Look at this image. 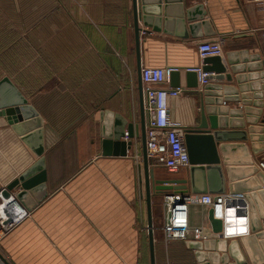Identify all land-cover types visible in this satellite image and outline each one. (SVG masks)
<instances>
[{"label":"crops","instance_id":"1","mask_svg":"<svg viewBox=\"0 0 264 264\" xmlns=\"http://www.w3.org/2000/svg\"><path fill=\"white\" fill-rule=\"evenodd\" d=\"M161 1L160 12L151 16L153 27L144 26L143 20L139 22L140 51L142 67H171L180 71V87L184 92L170 102L171 119L183 128L197 127L201 123L200 97L187 87L186 79L187 69L200 66V43L222 41L221 58L228 73L233 75L230 82H210L223 87L218 98L222 103L216 106L221 112L217 116L228 120V126L220 129L224 134L220 145L238 146L231 156L233 165L226 164L220 155L225 194L237 193L240 191L237 188L245 190L232 195L237 197V203L247 204L255 227L254 238L210 237L206 245L203 243V251L214 253L216 260L228 258L232 262V252L248 264H264V141L258 136L250 138L249 131L250 126L264 122V109L261 115L259 108L240 98L245 95L254 101L252 95L264 94V79L255 81L259 91L247 88V92L240 91L239 87H247L252 81L239 84L236 79L252 73L264 74V0ZM199 5L203 6L204 20L208 21L206 29L199 30L201 33L209 31L211 35L203 33L195 38L189 34L187 37L186 12ZM12 7L14 12L24 13L22 27L24 31L27 29L26 41L29 42L31 29L38 28L37 41L32 40L31 44L37 48L33 53L46 65L39 70L37 93L32 96L21 91L43 121L48 196L30 212V217L0 241V264H136L138 261L127 260L123 253H137L146 246L150 256L148 231L144 235L132 224L138 221L132 204L142 202L144 190L140 185L143 145L140 139L135 141L128 157H104L101 144L103 111L119 113L129 122L140 123L132 0H14L12 4L10 0H0V11L10 12ZM25 13L37 14V20L33 17L31 25ZM30 16L28 14V18ZM229 60L236 63L241 74L233 73ZM214 75L211 73V77ZM166 87L176 88L171 82ZM202 90L197 88V91ZM4 120L0 118V191L38 159ZM244 161L250 164L243 165ZM230 167L234 175L246 177L230 179ZM155 171L157 176L164 172L161 168ZM186 171L181 178H185ZM219 183L215 176L211 185L215 188ZM84 184L93 198L101 197L97 203L121 205L122 214L108 210L100 219L113 220L117 216L124 222L118 227L127 229L129 225L132 229L135 226V230L130 234L124 231L111 235L106 231L107 225H103L97 234L95 230L100 227L91 215H87L91 224L83 231L77 225L63 227V220L70 215L64 217L59 211L64 189L70 188L75 197L78 185ZM19 191L15 189L11 194L17 195ZM189 195L202 194L190 192ZM207 213L201 206L192 205L191 226L204 224L209 228ZM75 219L77 216L72 215L68 220ZM154 240L156 264H199L197 258L194 259L196 251L187 242L166 243L163 229L160 233L154 231ZM159 244H163L161 261ZM218 245L219 251L218 247L211 250ZM111 252H118V257L110 259Z\"/></svg>","mask_w":264,"mask_h":264},{"label":"water","instance_id":"2","mask_svg":"<svg viewBox=\"0 0 264 264\" xmlns=\"http://www.w3.org/2000/svg\"><path fill=\"white\" fill-rule=\"evenodd\" d=\"M179 1L180 3L184 2V0ZM165 2L168 1L165 0ZM132 3L138 63L137 73L140 94V123L129 122L127 118L123 117L119 113L109 114L103 111L101 113L102 156L128 157V153L134 146L135 141L139 139L141 140L143 145V174L140 175V185L142 188L144 187L146 194L150 261L151 264H156L153 226V197L157 195L171 194L188 195L190 192L192 194H225V178L220 155H222L224 162L231 166L233 165V160L231 159L232 153L234 150L238 149V146L220 145V143L224 140V134H222L220 129H226L228 126V120L219 119L217 116L218 113L220 114L221 112V110L217 109L216 106L222 103V101L218 98L221 91H223V87L209 82L204 86L202 91H197V74L195 72L186 71L187 87L195 90L194 92L199 95L201 103V123L197 127L184 128L185 144L189 153L190 166L185 172V178H181L180 173L176 174L174 178H157L155 168L150 167L146 147V121L144 114L142 61L140 51V33L142 30L139 22L143 20L144 26L153 27L151 16L160 12V4H162V1L132 0ZM159 15L160 14H157V16ZM204 17L205 12L202 5H199L194 9H188L186 12V20L189 25L187 28L188 32L185 36L188 37L190 34L195 38H200L203 33L207 36L211 35L209 31L201 33L199 30V28L206 29V26L208 25V21L204 20ZM154 30L159 31L160 29L159 27H154ZM229 63L232 66V71L235 75L241 74L238 71L239 68L235 66V62L229 60ZM203 64L204 72L215 74L210 77V80H227L228 82L233 80V75L228 73L227 67H225L221 57L217 56L206 58L203 61ZM176 70L177 71H173L171 75L170 82L172 87H180L181 85L180 71L179 69ZM236 79L239 84L246 83L247 80L252 81V83L247 87L240 85V91L247 92V88H251L252 91H259V87H257L255 81L258 79L263 80L264 74H261L260 76L257 73H252L249 76L243 75L242 77H237ZM263 95L264 94L261 93H255L252 95L254 101L245 97V95H242L240 98L244 100V103H248L249 105H254L259 108V113L262 115L264 109ZM238 98L237 100H239ZM0 118H4L6 120L7 124L13 129L16 135H18L38 157V159L26 171H24L16 180L10 183L3 190V196L5 198H9L13 190L19 189L20 191L17 194V200L28 212H32L48 196V176L46 168L45 132L43 121L40 114L31 105L30 100L7 76L0 80ZM249 131L251 133L250 138L258 136L257 138L264 141V122L260 125L254 124L250 126ZM243 139L246 140L247 136L245 135ZM219 147H221L220 151H218ZM246 164L250 163L248 161H244L243 165ZM228 171L230 173V179L240 180L246 177L244 174L239 176L234 175L233 167H230ZM215 176L218 178L220 183L215 185L217 187L214 188L211 184L215 179ZM237 189L240 190L237 191V193L245 192L244 189ZM237 193L231 192V194ZM247 198L249 199V197ZM208 219L213 232L220 233L223 229V223L221 220L215 219L214 212L212 210L208 213ZM254 228L255 227L251 218V234L255 231ZM259 236L261 237V235ZM241 238L243 240H249L254 238V235L252 234L251 236L248 235ZM209 241L210 240H205L204 242H187L188 246L196 251V258L199 264H248L245 260H241L236 257L232 254V252L230 254L233 259L232 262L228 261V258H223L222 260L214 259V253H208L206 249L203 251V243L206 245ZM216 247H218L217 249L219 251V245L215 246V248L211 250H216Z\"/></svg>","mask_w":264,"mask_h":264},{"label":"built area","instance_id":"3","mask_svg":"<svg viewBox=\"0 0 264 264\" xmlns=\"http://www.w3.org/2000/svg\"><path fill=\"white\" fill-rule=\"evenodd\" d=\"M264 37V31H263ZM222 41H204L198 46L200 66L187 71L198 76V88L203 89L210 82L211 73L203 71V61L209 57L223 56ZM173 71L171 67H142L144 94V114L146 121V147L150 167L161 168L178 174L190 166L188 149L185 144V130L176 124L170 115V102L184 92L182 87H166L170 83ZM141 159L139 156L137 159ZM4 190V189H3ZM0 191V241L15 227L30 217L17 200L16 194L9 198ZM232 194H171L165 195L167 215L164 225L166 242L171 241H204L210 237L236 239L251 233L249 208L245 203H237ZM199 205L208 213L214 212L215 219L221 220L223 229L214 233L209 222L207 225L192 227L190 223V207ZM230 219L233 222H229ZM232 225L233 231L228 227Z\"/></svg>","mask_w":264,"mask_h":264},{"label":"rangeland","instance_id":"4","mask_svg":"<svg viewBox=\"0 0 264 264\" xmlns=\"http://www.w3.org/2000/svg\"><path fill=\"white\" fill-rule=\"evenodd\" d=\"M13 2L14 0H10V4H12ZM28 14L31 15L29 18ZM33 14L34 13H25V15H27L26 20L28 22L31 21V25L33 17L37 20V14ZM23 19L24 13L14 12L13 7L11 8L10 12L0 11V80L7 76L20 88V90L25 91L27 95L34 96L39 89V70L45 68L46 65L43 61L39 60L38 56L36 55L37 53H33V50L36 52L37 48L32 47L33 45L31 44L33 43L32 40L37 41L38 28L35 27L31 29L32 33L29 38V45V42L26 41L27 35L25 32H27V29L25 28L24 31L22 27ZM32 106L34 107V105ZM34 108L36 109V107ZM37 112L39 113L38 110ZM45 144L47 146L46 141ZM163 171L164 172L161 175L157 176L158 179L174 178L176 176V174L174 173H170L166 170ZM182 173L183 172H181L180 174ZM80 185H78V188L76 189L78 194H76V191L74 192L75 197L71 194L72 192L70 188L64 189V197L59 207V211L63 213L64 217H66L67 214H70L69 217L74 215L77 216V219L68 220L69 217L66 220L64 219L63 227H68L71 225H73L72 227H74L75 225H77L80 230L83 231L84 229L89 228L88 224L90 225L91 221L87 219V215H91V218H95L93 219V221L100 227V229L95 230L97 234H100V231L103 229V225H107L106 231L110 234H123L124 231L130 234L132 233L131 231L135 230V226L132 227V229L129 228V225H127V229L118 227V225H122L124 224V222L122 221V218L117 219V216L113 220L100 219L101 217L108 214L106 212L108 210H111V212L115 214H122L123 212L119 211L121 205H108L103 204L102 202L97 203V201L101 199V197L93 198L90 194H88V190L86 189L85 184L83 186ZM141 200L142 202L140 204H132L133 208L137 212L138 218V221L136 223L132 222V224H136L137 229L140 231L142 230V234L145 235V233L148 231L145 189L143 190V196ZM152 202L154 229L157 231V233H160L162 229L164 232V225L167 215L165 195L154 196ZM164 240L166 242L165 233ZM162 245H158L160 261L162 258L160 256ZM118 254V252H111L110 259L117 258ZM80 255H83V253H80ZM123 255L127 260L138 261V263L136 264H149L150 256L146 246L140 252H124ZM194 259L196 260L195 256Z\"/></svg>","mask_w":264,"mask_h":264},{"label":"bare ground","instance_id":"5","mask_svg":"<svg viewBox=\"0 0 264 264\" xmlns=\"http://www.w3.org/2000/svg\"><path fill=\"white\" fill-rule=\"evenodd\" d=\"M157 209V208H156ZM159 211V210H158ZM229 222H233V220L232 219H230V221ZM229 229H230V231H233V228L234 227H232V225H230V227H228Z\"/></svg>","mask_w":264,"mask_h":264}]
</instances>
